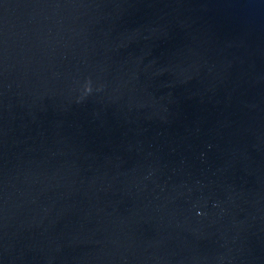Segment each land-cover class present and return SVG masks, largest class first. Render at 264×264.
<instances>
[{"label": "water", "instance_id": "1", "mask_svg": "<svg viewBox=\"0 0 264 264\" xmlns=\"http://www.w3.org/2000/svg\"><path fill=\"white\" fill-rule=\"evenodd\" d=\"M0 264H264V0H0Z\"/></svg>", "mask_w": 264, "mask_h": 264}, {"label": "clouds", "instance_id": "2", "mask_svg": "<svg viewBox=\"0 0 264 264\" xmlns=\"http://www.w3.org/2000/svg\"><path fill=\"white\" fill-rule=\"evenodd\" d=\"M87 91H90V89L88 87L85 88V92H87Z\"/></svg>", "mask_w": 264, "mask_h": 264}]
</instances>
